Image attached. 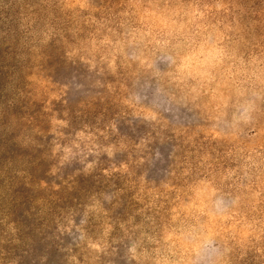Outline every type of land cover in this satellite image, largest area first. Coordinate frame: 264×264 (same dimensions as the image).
Returning a JSON list of instances; mask_svg holds the SVG:
<instances>
[{"label": "rangeland", "instance_id": "1", "mask_svg": "<svg viewBox=\"0 0 264 264\" xmlns=\"http://www.w3.org/2000/svg\"><path fill=\"white\" fill-rule=\"evenodd\" d=\"M9 135L0 264H264V0H0Z\"/></svg>", "mask_w": 264, "mask_h": 264}, {"label": "trees", "instance_id": "2", "mask_svg": "<svg viewBox=\"0 0 264 264\" xmlns=\"http://www.w3.org/2000/svg\"><path fill=\"white\" fill-rule=\"evenodd\" d=\"M27 139V138H26ZM16 136H7L1 137V144H0V155L2 153L7 154L6 161H10V163L17 162V160H23L25 155H21L16 149ZM28 163V161H25ZM37 163V162H36ZM34 163V164H36Z\"/></svg>", "mask_w": 264, "mask_h": 264}]
</instances>
